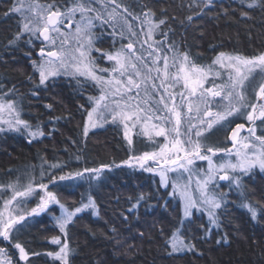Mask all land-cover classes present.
I'll list each match as a JSON object with an SVG mask.
<instances>
[{
  "label": "snow or ice",
  "instance_id": "obj_1",
  "mask_svg": "<svg viewBox=\"0 0 264 264\" xmlns=\"http://www.w3.org/2000/svg\"><path fill=\"white\" fill-rule=\"evenodd\" d=\"M214 2L190 0L192 14L187 21L210 10ZM240 5L264 10V0H240ZM141 7L146 10L136 14L123 0H13L5 17L19 14L20 21L8 46L17 45L25 37L32 47L33 38L40 41L37 58L31 59L28 53L33 70L28 80L34 82L38 76L37 88L47 89L50 82L67 77L80 88L88 85L98 90V95L87 97L89 108L80 105L86 112L85 136L98 121H110L123 126L124 139L133 152V135L154 145V150L130 155L122 164L155 174L161 186L171 188L167 195L178 200L180 214L166 243L171 253L195 252V236L186 241L184 229L197 213L207 217V224L199 225L205 233L203 239H210L212 229L221 226V216L229 204L245 210L253 221L264 220V200L253 201L243 179L253 169L264 172V49L251 55L221 51L211 63L200 64L189 51H181L174 41L169 42L168 32H161L163 39L157 41L156 30L167 20L157 21L150 7ZM241 16L251 18L246 11H241ZM132 20L139 21V30ZM105 36L111 38L114 50L97 47ZM125 39L127 43H123ZM100 59L111 62V66L101 67ZM31 95L38 96V92L33 90ZM23 99L15 85L6 90L0 85V133L23 132L31 137V143L45 132L39 117L35 125L24 118ZM45 108L50 111L53 105L46 104ZM236 118H243L248 126L235 123ZM233 123L235 127H231ZM226 125L229 147L206 143L213 129ZM245 129L247 135H241ZM198 161L206 162L207 167H200ZM120 166L101 164L61 175L49 173L42 166L39 180L29 176L23 183L17 177L0 184V238L18 251L16 264H30V256L42 255L27 250L17 236L30 219L51 213L52 206L59 208V215L53 219L64 239L52 236L50 243L59 249L46 255L59 264H70L68 227L85 209L98 214L96 203L89 192L86 197L82 194L78 205L69 206L52 188L63 181H83L92 188L102 172ZM221 182H226L228 191L223 190ZM233 194L236 200L230 199ZM31 198L37 202L29 209L25 205ZM143 199V195L138 197L129 211ZM221 242H227V234L216 241ZM0 264H13V257L3 247Z\"/></svg>",
  "mask_w": 264,
  "mask_h": 264
},
{
  "label": "trees",
  "instance_id": "obj_2",
  "mask_svg": "<svg viewBox=\"0 0 264 264\" xmlns=\"http://www.w3.org/2000/svg\"><path fill=\"white\" fill-rule=\"evenodd\" d=\"M189 2L123 0L136 14L146 10L141 6L147 5L155 12L157 21L166 19L167 23L156 30L154 38L162 40L160 33L168 32V41H174L181 51H189L200 64L211 63L221 51L251 55L264 49V10L241 8L240 0H215L210 10L194 15L189 22L186 19L192 14ZM12 4L13 0H0V85L5 90L15 85L24 97V118L35 125L39 117L45 135L29 143L31 137L26 133H0V184L15 181L17 177L23 183L29 176L39 180L42 166L49 173L61 175L85 167L97 168L101 164L121 165L102 172L99 180L92 182V188L83 181H63L52 188L60 195L61 202L69 206L78 205L82 194L86 197L89 192L96 203L98 214H94L93 209L83 211L68 227L67 239L72 249L70 264H264V220H251L248 213L235 204L228 205V211L221 216V226L212 229L210 239H203L205 233L199 228L200 224H207V217L197 213L193 223L184 229L186 241L195 236L192 242L196 251L171 253L166 240L177 226L178 201L167 195L169 189L161 186L157 177L122 164L131 154L121 125L108 122L84 135L86 112L80 105L89 108L87 97L98 95L97 89L88 85L80 88L67 77L50 82L47 89L36 87L38 76L34 82L28 80L33 72L28 53L31 59H36L41 44L33 38L35 46H29L25 37L17 45L8 46L20 21L19 14L10 13L5 17ZM241 11L248 12L251 18L242 17ZM131 22L139 30V21ZM119 44L118 40L116 47ZM97 47L114 50L107 36ZM94 56L99 54L94 52ZM98 62L101 67L111 66L106 59ZM33 90L38 96L31 95ZM46 104L53 105L52 110L46 109ZM221 129L223 131L213 129L208 136L216 144L219 139L223 140L221 145L225 147L227 126ZM51 164L60 168H48ZM243 179L252 200H264V173L253 170ZM223 190L228 191L226 185ZM141 195L145 199L129 211ZM230 199L236 200V196L233 194ZM165 201H168L166 207ZM36 202V198H31L25 207H35ZM52 207L51 213L30 219L17 236L27 250L42 253L38 257L30 256V264H59L46 255L57 251V246L50 243L52 236L64 239L53 219L59 215L58 207ZM225 234L227 242L217 244ZM0 247L6 249L16 264L18 251L2 238Z\"/></svg>",
  "mask_w": 264,
  "mask_h": 264
},
{
  "label": "rangeland",
  "instance_id": "obj_3",
  "mask_svg": "<svg viewBox=\"0 0 264 264\" xmlns=\"http://www.w3.org/2000/svg\"><path fill=\"white\" fill-rule=\"evenodd\" d=\"M136 30H138V28H136ZM42 39V38H41ZM93 55H94V53H93ZM110 64H111V62H110ZM236 119H239V118H236ZM236 119H235V123H237L236 122ZM240 120H242L243 122H239V123H245L246 124V126H248L247 125V122L243 119V118H240ZM110 122V121H109ZM259 122V121H258ZM105 124V122H103V121H98V123H97V127H95V128H92V127H90L89 128V131L90 130H93V129H96V128H99V127H101L102 125H104ZM227 126V125H226ZM225 126V127H226ZM235 126V124L232 126V127H234ZM121 128H122V130H123V134H124V129H123V126L121 125ZM219 130H222V129H219ZM219 130H217V131H219ZM223 131V130H222ZM133 132L135 133L136 132V130L134 129L133 130ZM217 133V132H216ZM257 134H260V129L258 128V131H257ZM241 135H247V131H246V129L241 133ZM133 139H134V150H135V152H133L132 151V149L130 148V146L127 144V141L125 140V142H126V144H127V146H128V149H129V151H130V154L131 155H133V154H140L141 152H143V151H152V150H154V145L152 144V143H150V142H148L147 141V139L146 138H144V137H141V136H138V135H133ZM157 139H161V138H157ZM216 138H214L213 140H215ZM217 140V139H216ZM210 141V142H209ZM223 142V140H220L219 139V144H216V142L215 141H212V140H210V138H209V136H208V139H207V141H206V143H208V144H211V145H216V146H220V147H223L222 145H221V143ZM230 146V143L229 142H227V146H225V147H229ZM197 164L200 166V167H203V168H206L207 167V164H206V162H201V161H198L197 162ZM132 168H135V169H137V170H139V171H143L142 169H140L138 166H134V167H132ZM253 170H259L258 168L257 169H253ZM252 170V171H253ZM260 171V170H259ZM145 172V171H144ZM148 173V172H147ZM264 173V172H263ZM150 174H152V173H150ZM153 176H155V177H157L158 179H159V176H157V175H155V174H152ZM247 176V175H246ZM245 177V176H244ZM222 184H225L226 185V182H221ZM169 189V191L171 192V188H168ZM173 198V197H172ZM174 199V198H173ZM175 200H177V199H175ZM178 201V200H177ZM90 210H92L91 208H89ZM89 209H85L84 211H87V210H89ZM58 210H59V208H58ZM79 215V214H78ZM57 246V245H56ZM58 249H59V246H57V251H58Z\"/></svg>",
  "mask_w": 264,
  "mask_h": 264
},
{
  "label": "flooded vegetation",
  "instance_id": "obj_4",
  "mask_svg": "<svg viewBox=\"0 0 264 264\" xmlns=\"http://www.w3.org/2000/svg\"><path fill=\"white\" fill-rule=\"evenodd\" d=\"M236 122L239 123V122H243L242 120L239 119H236ZM257 124H259V122H257Z\"/></svg>",
  "mask_w": 264,
  "mask_h": 264
}]
</instances>
